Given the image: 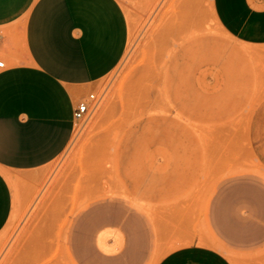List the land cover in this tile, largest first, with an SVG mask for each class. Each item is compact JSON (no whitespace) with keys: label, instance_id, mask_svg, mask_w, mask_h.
<instances>
[{"label":"rangeland","instance_id":"obj_1","mask_svg":"<svg viewBox=\"0 0 264 264\" xmlns=\"http://www.w3.org/2000/svg\"><path fill=\"white\" fill-rule=\"evenodd\" d=\"M127 2L129 44L95 109L59 157L12 176L0 264H158L195 244L264 264V44L227 32L212 0ZM172 132L173 187L149 189ZM128 175L146 178L142 190ZM103 233L111 254L97 247Z\"/></svg>","mask_w":264,"mask_h":264},{"label":"crops","instance_id":"obj_2","mask_svg":"<svg viewBox=\"0 0 264 264\" xmlns=\"http://www.w3.org/2000/svg\"><path fill=\"white\" fill-rule=\"evenodd\" d=\"M127 7V0H0V57L5 61L0 68V231L13 210L12 176L40 169L67 149L76 106L123 59L130 38ZM212 7L231 35L264 44V0H212ZM173 63L175 71V58ZM171 87L175 108V74ZM159 160L150 164L165 169L149 172L148 188H172L174 132L160 147ZM145 179L133 181L128 175V186L142 190ZM93 217L94 226L110 222L111 210ZM108 236L97 238L105 254L113 252ZM79 249L75 253H88ZM158 264L232 263L221 251L195 244L170 252Z\"/></svg>","mask_w":264,"mask_h":264},{"label":"built area","instance_id":"obj_3","mask_svg":"<svg viewBox=\"0 0 264 264\" xmlns=\"http://www.w3.org/2000/svg\"><path fill=\"white\" fill-rule=\"evenodd\" d=\"M5 67V61L3 59H0V68ZM97 104V99L95 97V94H90L87 99L81 101L78 103L74 110V119L75 121H82L86 117H88L91 112L95 109Z\"/></svg>","mask_w":264,"mask_h":264}]
</instances>
